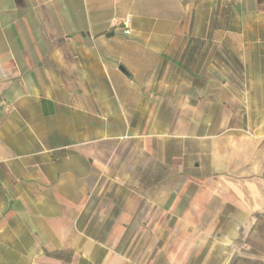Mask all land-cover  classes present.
Here are the masks:
<instances>
[{"label": "crops", "instance_id": "1", "mask_svg": "<svg viewBox=\"0 0 264 264\" xmlns=\"http://www.w3.org/2000/svg\"><path fill=\"white\" fill-rule=\"evenodd\" d=\"M168 173L200 264H264V0H0V264H136Z\"/></svg>", "mask_w": 264, "mask_h": 264}, {"label": "rangeland", "instance_id": "2", "mask_svg": "<svg viewBox=\"0 0 264 264\" xmlns=\"http://www.w3.org/2000/svg\"><path fill=\"white\" fill-rule=\"evenodd\" d=\"M132 162L134 163L132 159L127 158V153H124V158L121 160L123 168L127 169ZM148 170L156 172L157 167H149ZM134 177L138 179L136 175ZM148 177L149 180L158 178L157 175ZM165 182L170 189L166 192L167 207L165 213L160 215L161 217H158V213L152 216L154 221L150 223L129 224L121 241L123 245L129 248L131 257L136 264H200L206 257L207 249H204L201 255L194 256V230L201 231V226L205 225L194 224V208H190V201L194 199V181L185 179L180 182L178 177L168 173ZM178 183L183 184V191L176 196L173 188L175 185L179 186ZM148 194L152 198L157 197L153 191L148 192ZM214 235L215 237L222 236L220 228L214 231ZM201 241L206 243V239ZM204 248L206 247L204 246ZM215 253L214 262H216V258L221 262L226 256L222 248L215 249ZM234 258L235 255L232 260ZM165 259L166 262H164Z\"/></svg>", "mask_w": 264, "mask_h": 264}, {"label": "built area", "instance_id": "3", "mask_svg": "<svg viewBox=\"0 0 264 264\" xmlns=\"http://www.w3.org/2000/svg\"><path fill=\"white\" fill-rule=\"evenodd\" d=\"M123 27L125 29L124 30L125 33H130V26H129V21L128 20L123 22Z\"/></svg>", "mask_w": 264, "mask_h": 264}, {"label": "water", "instance_id": "4", "mask_svg": "<svg viewBox=\"0 0 264 264\" xmlns=\"http://www.w3.org/2000/svg\"><path fill=\"white\" fill-rule=\"evenodd\" d=\"M108 35H112V33H109ZM124 71H126L124 68H122Z\"/></svg>", "mask_w": 264, "mask_h": 264}]
</instances>
